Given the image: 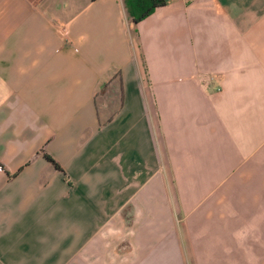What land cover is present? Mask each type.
I'll use <instances>...</instances> for the list:
<instances>
[{
  "label": "crops",
  "instance_id": "crops-1",
  "mask_svg": "<svg viewBox=\"0 0 264 264\" xmlns=\"http://www.w3.org/2000/svg\"><path fill=\"white\" fill-rule=\"evenodd\" d=\"M0 264H264V0H0Z\"/></svg>",
  "mask_w": 264,
  "mask_h": 264
},
{
  "label": "trees",
  "instance_id": "trees-1",
  "mask_svg": "<svg viewBox=\"0 0 264 264\" xmlns=\"http://www.w3.org/2000/svg\"><path fill=\"white\" fill-rule=\"evenodd\" d=\"M166 0H125L126 7L134 23H137L148 15H150L156 8L164 6ZM54 167L59 168L54 160L45 156Z\"/></svg>",
  "mask_w": 264,
  "mask_h": 264
},
{
  "label": "rangeland",
  "instance_id": "rangeland-1",
  "mask_svg": "<svg viewBox=\"0 0 264 264\" xmlns=\"http://www.w3.org/2000/svg\"><path fill=\"white\" fill-rule=\"evenodd\" d=\"M101 99L102 97L98 98V104L100 105L102 104ZM232 232L233 237L236 239L249 238L252 240L256 237L255 235H257L258 230L255 227V224H249L248 221H246V218L241 217V215H238V217H235L234 215Z\"/></svg>",
  "mask_w": 264,
  "mask_h": 264
}]
</instances>
